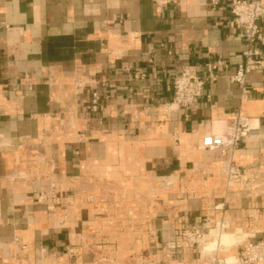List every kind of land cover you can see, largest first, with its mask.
<instances>
[{
	"label": "crops",
	"instance_id": "obj_1",
	"mask_svg": "<svg viewBox=\"0 0 264 264\" xmlns=\"http://www.w3.org/2000/svg\"><path fill=\"white\" fill-rule=\"evenodd\" d=\"M215 1L0 0V264L196 263L169 243L223 220L221 257L264 237V71L243 99L234 0ZM216 60L199 109L166 112L174 79ZM236 111L255 130L228 186L225 152L199 143Z\"/></svg>",
	"mask_w": 264,
	"mask_h": 264
},
{
	"label": "built area",
	"instance_id": "obj_2",
	"mask_svg": "<svg viewBox=\"0 0 264 264\" xmlns=\"http://www.w3.org/2000/svg\"><path fill=\"white\" fill-rule=\"evenodd\" d=\"M213 3H217L212 0ZM231 12L236 26L240 28V37L244 42L243 62L238 65L231 80L241 87L243 99H248L252 93V87L248 83V77L256 71H264V50L261 46L264 37L260 22L264 20V0H234ZM225 63L219 60L207 63V75L199 76L189 74L184 71L176 77L173 82V99L166 108V112L183 110L186 118L190 113L198 110L201 99L204 96L206 86L214 83L219 78V68ZM145 75L135 74V79H143ZM93 87V83H89ZM101 95L97 88L91 92L90 109L97 113L100 110ZM255 128L252 119L242 114L240 111L233 112L226 128L218 134H210L201 138L199 149L201 150H223L226 154L224 171L227 176L228 186H233L235 182L244 176V172L234 163L235 152L241 142L249 137ZM206 230L197 225L183 228L177 240L170 242L166 255V260L173 258L181 250L191 248L199 249V261L189 264H264V237L245 243L237 256L235 262L219 255L218 244L208 242L220 239L228 227V222L223 220L220 223H206ZM216 231L220 235L213 236ZM207 244H212L211 250L205 253ZM75 253L74 250H70ZM140 264H165V260L145 259ZM183 264V263H179Z\"/></svg>",
	"mask_w": 264,
	"mask_h": 264
},
{
	"label": "bare ground",
	"instance_id": "obj_3",
	"mask_svg": "<svg viewBox=\"0 0 264 264\" xmlns=\"http://www.w3.org/2000/svg\"><path fill=\"white\" fill-rule=\"evenodd\" d=\"M215 134H217V133H215ZM212 234H213V236H216V237H218L220 234L218 233V232H216V231H213L212 232ZM226 237H229V241H231L233 244L235 243V238H233V237H231L230 235H228V234H223V237H222V241H225V239H226ZM227 244V243H226ZM211 247H212V244H207V246H206V249H205V253H207V252H209L210 250H211ZM234 257H231L230 258V260H232ZM235 259V258H234ZM229 260V259H228Z\"/></svg>",
	"mask_w": 264,
	"mask_h": 264
},
{
	"label": "rangeland",
	"instance_id": "obj_4",
	"mask_svg": "<svg viewBox=\"0 0 264 264\" xmlns=\"http://www.w3.org/2000/svg\"><path fill=\"white\" fill-rule=\"evenodd\" d=\"M223 234H224V233H223ZM208 242H209V240H208ZM231 257H233V254L228 256V259H229L228 261H229V262H235L236 259L233 258L232 260H230Z\"/></svg>",
	"mask_w": 264,
	"mask_h": 264
}]
</instances>
